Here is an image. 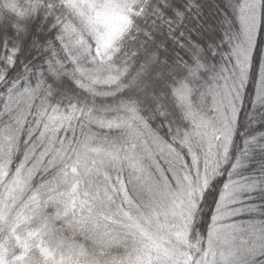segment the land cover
Returning a JSON list of instances; mask_svg holds the SVG:
<instances>
[{
    "label": "snow or ice",
    "instance_id": "6c2138e0",
    "mask_svg": "<svg viewBox=\"0 0 264 264\" xmlns=\"http://www.w3.org/2000/svg\"><path fill=\"white\" fill-rule=\"evenodd\" d=\"M209 13L226 40L206 48ZM0 21V264H91L93 239L133 244L131 264H264V220L237 219L264 216L250 203L260 182L237 162L213 191L264 44V0H24ZM186 176L195 195L178 211Z\"/></svg>",
    "mask_w": 264,
    "mask_h": 264
},
{
    "label": "trees",
    "instance_id": "16d2710c",
    "mask_svg": "<svg viewBox=\"0 0 264 264\" xmlns=\"http://www.w3.org/2000/svg\"><path fill=\"white\" fill-rule=\"evenodd\" d=\"M21 4L24 0H20ZM222 0H217V3ZM6 8V5H5ZM17 11V9H13ZM19 15V11H17ZM213 16V19L209 21L212 31L214 32V38L210 41L205 42V47L208 44H220L226 40V34L223 31V25L225 23L222 16L218 13H209ZM261 39L264 40V28L261 29ZM228 44L224 43L223 52H228ZM213 64L217 67L222 63L221 57L216 56L212 60ZM261 75H264V44L259 45V56L254 59L253 62V74L247 82L245 89V102L243 109L240 113V124L238 127L237 134L235 137L234 146L232 149V162L225 165L224 172L217 178V187L213 189L217 198L220 196V190L223 189L224 184L229 180V172L232 170L233 163H239L238 176L247 178L246 182L253 184L256 181L260 182L261 187L259 190L251 193L254 197L250 203L259 205L264 210V136H257L256 142H252V136H248L247 132L249 126L264 132V104L256 103V97L258 94V85ZM68 89H73L74 85L70 81L65 84ZM244 198L247 199L249 193L243 194ZM264 220V216L253 217L250 215H243L237 217L242 222H248L252 219ZM210 223V219H209ZM206 235V232H204Z\"/></svg>",
    "mask_w": 264,
    "mask_h": 264
},
{
    "label": "clouds",
    "instance_id": "9594fccd",
    "mask_svg": "<svg viewBox=\"0 0 264 264\" xmlns=\"http://www.w3.org/2000/svg\"><path fill=\"white\" fill-rule=\"evenodd\" d=\"M13 3L23 6L20 0H0V14H4L6 12L5 5ZM17 11H19V9H17ZM2 23L3 21H0V24ZM193 144L198 145L199 139L194 138ZM181 163H183V161H181ZM197 165L198 159H193L192 169L189 171L194 170ZM181 187L183 189V194L182 197L178 199V202L176 204V208L178 211L187 210L188 202L191 201L193 196L195 195V193L192 191L193 182L190 177H185L184 181H182L181 183ZM192 210L194 211V208ZM197 232L199 233V229H197ZM80 235L83 236V233H80ZM65 239H68V237H66L63 232L57 233L54 237H50V261L59 260L61 252L58 242ZM84 243V240L80 241L81 246H83ZM87 253L91 257V264H131V261H134L138 255V248L131 243L125 245L119 240L103 242L93 239L90 243L87 244ZM81 254H83V252Z\"/></svg>",
    "mask_w": 264,
    "mask_h": 264
},
{
    "label": "rangeland",
    "instance_id": "374dc122",
    "mask_svg": "<svg viewBox=\"0 0 264 264\" xmlns=\"http://www.w3.org/2000/svg\"><path fill=\"white\" fill-rule=\"evenodd\" d=\"M244 193H245V192H244ZM244 193H243V194H244Z\"/></svg>",
    "mask_w": 264,
    "mask_h": 264
}]
</instances>
